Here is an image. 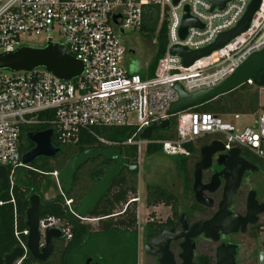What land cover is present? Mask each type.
I'll return each mask as SVG.
<instances>
[{"label":"built area","instance_id":"2783aa9c","mask_svg":"<svg viewBox=\"0 0 264 264\" xmlns=\"http://www.w3.org/2000/svg\"><path fill=\"white\" fill-rule=\"evenodd\" d=\"M249 2L225 0L222 7H212L208 0H0V53L33 46V42L42 46L52 41L62 44L82 63L81 73L67 81L41 67L0 69V166L7 171L10 168V187L12 172L23 166L19 153L21 126L42 122L38 118L42 112L53 115L51 136L56 146L76 142L82 132H88L112 147L116 143L98 137L94 127L132 126L139 134L153 122L173 115L172 139L150 136L128 138L122 143L135 145L138 155L143 145L159 144L163 154L180 156L188 154L186 144L210 136L222 144L224 151L238 148L264 160V109L255 112L252 123L243 127L222 115L189 107L167 113L178 99L176 84L187 93L217 86L250 54L264 48V0H259L247 29L222 47L188 66L178 54L170 53L173 46L196 50L211 44L237 24ZM148 4L160 7L167 42L153 74L142 77L124 67L128 60L119 35L140 30L143 7ZM184 7L200 25L188 26L180 38ZM252 82L253 78L246 80ZM57 172L49 174L58 180ZM65 205L73 212L70 200H65ZM76 216L81 221L86 218ZM65 225L54 216L38 219L39 246L44 244L48 228H59L62 237L69 239L71 234ZM22 233L27 236V228ZM20 247L25 250V243ZM259 253L264 264V248Z\"/></svg>","mask_w":264,"mask_h":264},{"label":"trees","instance_id":"16d2710c","mask_svg":"<svg viewBox=\"0 0 264 264\" xmlns=\"http://www.w3.org/2000/svg\"><path fill=\"white\" fill-rule=\"evenodd\" d=\"M160 7L148 4L143 7L142 24L140 32L146 35H156V50L147 68L138 72L142 77L153 74L158 59L164 54L166 46L165 21H160ZM261 70H264V66ZM260 72L254 75L252 83H242L235 88L218 95L209 100L189 107L192 111H205L218 115H234L255 113L264 109V105L259 102V88L255 85V80ZM38 118L43 120L39 123L24 124L20 131V160L24 152L33 147V143L28 139L27 133L31 131H42L52 129L50 120L53 115L48 112L39 113ZM170 125L165 129L152 131V139H172L174 137V116H170ZM93 131L98 137L115 142L114 147L121 151V155L131 163H137V147L132 144H124L128 138L138 139L139 134L132 126H103L94 127ZM210 137V136H208ZM199 138L194 143L186 144L190 154L198 152L200 148ZM51 143L56 146L53 135ZM89 148H107L95 136L88 132H82L76 142L66 143L58 146L57 153L50 158L38 157L28 164L17 167L12 172L11 187L0 193V256L11 252L15 247L25 243L26 235L22 233L26 229L25 211L28 207V198L36 193L40 197L38 219L46 216H54L65 222L69 228L70 238L62 240H52L53 251L45 261L39 264H82L84 259L90 254H86L83 259L76 258L81 249L85 248L89 242L98 240L107 243V246H115L119 262L117 264H134L135 242H136V213L135 201L132 205L117 212V208L127 202L129 198H135L137 194V172L121 169L119 174L111 181L107 191L100 197L92 211L88 212V217L98 218V230H93L90 224L81 221L75 214V208L80 198L90 192L101 175L113 163L105 160L100 155L88 158L81 164L73 175L70 188L63 192V183L59 181V191L50 198H44V193L57 186L50 180V172L61 170L66 162L73 156ZM145 151L148 154H162L159 144H147ZM244 154L253 156L249 152ZM185 156H175L174 166L176 175L185 174ZM10 174V168H8ZM188 189L190 187L185 185ZM148 197L154 198H174V195L156 184H147ZM65 200H70L71 212L65 205ZM17 234V235H16ZM131 253L132 261L128 263V255ZM128 253V254H127ZM93 260L106 264L97 257ZM35 261L29 252H25L19 264H31Z\"/></svg>","mask_w":264,"mask_h":264},{"label":"water","instance_id":"95a60500","mask_svg":"<svg viewBox=\"0 0 264 264\" xmlns=\"http://www.w3.org/2000/svg\"><path fill=\"white\" fill-rule=\"evenodd\" d=\"M177 0H173L176 3ZM212 3V7L217 5L222 7L225 0H208ZM259 0H250L247 8L239 19L237 24L220 33L216 39L209 45L196 49L188 50L185 47L173 46L170 49L171 54H178L182 63L185 66L190 65L196 59L208 55L212 50L222 47L229 39L236 36L240 32L247 29L250 18L253 12L257 9ZM199 26L200 24L188 14L187 7H184L182 22L179 29V36L182 38L188 26ZM264 48L260 51L250 54L238 68L225 80L217 86L201 89L192 93L185 92L178 84L175 88L178 91V99L173 102L167 113L174 114L177 111L199 104L203 101L221 95L236 86L245 83L247 79L253 78L255 74L260 72L258 78L255 80V85L260 88L264 86ZM41 67L47 72H50L61 80H71L78 76L82 71V63L78 59L70 56L65 47L57 42L49 41L42 46L22 45L14 51L0 53V69L10 71L31 70ZM170 119L153 122L146 126L139 133L140 139H148L152 131L157 129H165L169 127ZM52 129L42 131H31L27 133L28 139L34 144L32 148L24 152L21 156L23 165L30 163L35 158L53 157L58 147L54 146L51 141ZM223 146L218 141H211L209 144L200 148V159L195 164L193 171V184L192 191L197 202L210 204V198L206 196L204 191L212 192L217 188V181L214 177L220 175V172L214 173L211 180L207 183H202L200 180L201 170L209 166L210 157L222 151ZM240 150L238 148H231L226 151V160L237 158ZM95 155L102 156L105 160L111 161L113 164L109 166L106 171L101 175L100 179L94 185V188L80 198L78 205L75 208V213L78 216L84 217L88 212L92 211L100 197L107 191L110 181L119 174L121 169H127L130 172H138L139 165L137 163L129 162L121 155V151L117 147H107L105 149L89 148L85 149L79 154L69 159L64 167L57 172V179L63 183V192H66L72 183V178L77 168L86 162L88 158ZM243 162V161H242ZM242 167H250L248 164H242ZM241 171V170H240ZM239 173L235 174L234 180L230 184H226L224 188L223 200L219 204V211L214 215L213 219H218L221 212L230 200V197L235 192L238 186ZM10 187V179L6 167L0 166V193L7 191ZM252 197V196H251ZM29 204L25 211V226L28 230L25 250L30 253L33 259L44 261L53 251V239L62 238V232L59 228H48L44 235V244L39 246V232H38V212L40 205V197L38 194L33 193L28 198ZM253 206L252 214L260 213L264 210V204L256 205L253 200L250 201ZM24 249L20 246L15 247L9 254L5 255L2 259L0 257V264H12L14 259L23 256ZM260 264L262 253H259ZM83 264H92L91 258L87 257Z\"/></svg>","mask_w":264,"mask_h":264},{"label":"flooded vegetation","instance_id":"af4514ba","mask_svg":"<svg viewBox=\"0 0 264 264\" xmlns=\"http://www.w3.org/2000/svg\"><path fill=\"white\" fill-rule=\"evenodd\" d=\"M201 139L200 148L212 141L208 136ZM199 150L194 154L180 155L186 157L185 174L177 175L181 194L177 196L172 190L159 185L174 198L147 196L145 205L151 210L141 225H138L136 215L134 264H260L259 251L263 244L258 245L256 238L264 229V210L253 215L250 201L254 198L256 205L264 204V160L244 154L242 150L237 158L228 161L225 159L226 151L214 153L209 166L201 170L200 180L207 183L214 173L220 172L214 177L218 179L217 188L212 192L204 191L210 198V204H202L196 201L192 191L193 171L200 159ZM242 161L250 167H242ZM237 172L240 173L235 192L219 218L213 219L220 209L219 204L225 202L226 184L234 180ZM131 201H135V213L138 214L139 206L136 205L140 204L139 197L129 198L125 207L127 204L131 206ZM5 255L0 257L3 259ZM90 258L92 264H103ZM34 260L36 264L41 262ZM131 262L129 253L128 263Z\"/></svg>","mask_w":264,"mask_h":264},{"label":"rangeland","instance_id":"374dc122","mask_svg":"<svg viewBox=\"0 0 264 264\" xmlns=\"http://www.w3.org/2000/svg\"><path fill=\"white\" fill-rule=\"evenodd\" d=\"M120 39L122 40L125 48V59H127V64L124 65L126 69L130 72L144 71L152 56L156 50V35H146L140 31L125 32L120 34ZM33 46H37L36 43H32ZM259 102H264V89L259 88ZM259 111V110H258ZM230 117V118H229ZM255 113L249 114H234V115H224V118L229 120L231 123L239 127L251 124L254 120ZM175 156L165 155L159 153L148 154L145 151V146L141 147L139 155L137 156V162L139 169L137 172V195L139 197V212L136 214L137 223H141L147 218V213L151 210V207L146 206L145 202L147 200V184H156L163 186L167 190H172L175 195L181 194V185L179 179L176 175L175 166L173 160ZM12 180V178H11ZM50 180L57 186L56 189H49L44 193V198H50L55 195L60 188L59 180H56L53 176ZM189 194V192H188ZM137 202V201H136ZM125 204L118 207L116 210H122ZM83 222L90 224L93 230H98V220L96 217H88L83 220ZM257 244H263L260 249L264 248V229L261 230L256 238ZM86 254H90L88 257H97L106 264H117L119 262V256L117 255L115 246H107V243L100 242L98 240H93L86 245L85 248L81 249L80 254H76V258L81 260ZM17 260L14 262V264ZM80 262H78L79 264ZM36 264V263H33Z\"/></svg>","mask_w":264,"mask_h":264},{"label":"crops","instance_id":"0c3cea01","mask_svg":"<svg viewBox=\"0 0 264 264\" xmlns=\"http://www.w3.org/2000/svg\"><path fill=\"white\" fill-rule=\"evenodd\" d=\"M173 164H174V161H173Z\"/></svg>","mask_w":264,"mask_h":264}]
</instances>
